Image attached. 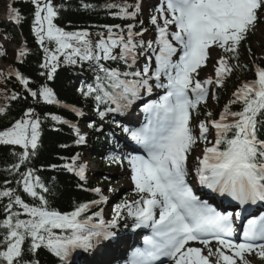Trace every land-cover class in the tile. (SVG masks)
<instances>
[{"label":"trees","instance_id":"16d2710c","mask_svg":"<svg viewBox=\"0 0 264 264\" xmlns=\"http://www.w3.org/2000/svg\"><path fill=\"white\" fill-rule=\"evenodd\" d=\"M39 2L11 3L16 31L5 30L6 26L0 22L1 32L19 46L9 60L14 75L0 79V132L21 121L26 111H30L39 135L34 147L0 141V264H5L2 252L7 248V237L14 232L22 235V252L11 264L59 261L52 254L55 242L51 239L57 236L49 235L46 224L59 213L96 201L92 187L82 184L67 170L80 149L76 136L67 127L75 118L69 107L89 110L95 105L106 106L108 100H116L118 96L114 75L127 79L133 71V52L124 41L117 56L86 62L75 53L61 54L52 37L39 39L33 29ZM47 4L53 13L54 31L76 40L83 33L125 34L129 23L137 30L141 27L135 0H48ZM74 43L82 53H89L85 43ZM241 50H245V57ZM246 76L253 80L264 77L263 45L254 52L244 41L237 43L216 76V103L235 117L239 115L237 106L241 100L226 104L219 99ZM224 87L227 90H222ZM252 125L257 139L264 140V124H258L255 116ZM23 206L35 217L32 223L21 220ZM61 253L58 250L57 254Z\"/></svg>","mask_w":264,"mask_h":264},{"label":"rangeland","instance_id":"374dc122","mask_svg":"<svg viewBox=\"0 0 264 264\" xmlns=\"http://www.w3.org/2000/svg\"><path fill=\"white\" fill-rule=\"evenodd\" d=\"M236 0H227V2H225V4H220L221 6V11L225 12V13H230L231 8H230V3H234ZM0 5H1V14H0V18L2 19L5 15H4V10L7 8L8 6V1L7 0H0ZM163 5H164V0H149V4H148V8H150L152 11L155 10L156 11V18L158 21L160 20H166L169 24H168V29L169 31H172V22L168 19L169 16H171V10L169 11H165L163 10ZM144 16H146V13H143ZM227 17V14H225L224 19ZM235 22L234 20L229 21L226 24H222L221 22L215 24L214 21H212V24H210L207 27V30L209 32V35L214 39L215 43L213 44V46L209 49V58L215 62H217L218 60H220L221 57V45L219 44L218 38L221 34L225 33V32H231L235 29ZM206 28V27H205ZM248 30L254 34L255 37V41H251L249 46L250 48L255 52V51H259V46L263 45L264 46V27H259L257 26L254 22L251 23L249 22L247 25ZM87 36L89 37L87 34H84V37ZM150 36V35H148ZM87 37H85V39H87ZM92 37V36H91ZM95 39V38H94ZM184 38L181 36L179 38V42H181ZM67 35L64 34L63 39H61V42L63 44H69V41H67ZM93 38L91 40L88 41V43L90 42H95L97 43V46H91L90 50L92 51V53L95 52V54H102V55H108V54H112L116 51L117 48V42H114L108 35H100L96 38L95 41H92ZM0 46L4 48V54L6 56L7 59H12L14 56V53L16 51V46L5 40L4 38L0 37ZM245 50H241L240 53L245 57L247 54ZM146 60V63H143V60ZM144 59L142 58L141 60H138L139 62H137V65L141 68L140 71H142L143 73L146 74L147 78L145 79V82L148 81H154L152 80L150 77H152L153 74V67L151 64V56L150 54H147ZM176 61L175 59V53L174 52H170L169 54V62L171 64H174ZM4 65V66H3ZM215 65V64H214ZM214 65H210V67L208 69H205L203 71H200V76L206 80H209L212 77L213 71L215 70ZM194 71L197 70V68H193ZM10 71V68L8 67V64H3V62L0 61V77L6 75L8 72ZM155 76V80L157 82H159V85H156L157 83L154 82L152 89L155 90V92H157V96H151L148 101H157L161 106H163V113L166 111V108L171 109V107L174 105V100H170L171 96H169V98L166 100V102L163 100V97H161L162 94L165 93L164 87L162 86L163 83L165 82V78L158 75L157 73L154 74ZM243 81H247L246 78L243 79ZM137 83V82H136ZM134 82V84H136ZM151 109V113H155L156 109H157V105L155 104V106ZM159 110V109H158ZM27 118L28 116H26L24 118V120L17 125L16 127L19 129V131H24L26 130L28 133L29 130V124L30 122H27ZM165 119H167V117H164ZM80 130H81V126H79ZM196 128V127H195ZM85 128L83 127V129L81 131H84ZM196 130H198V128H196ZM27 138V134L25 136L21 135V136H16V135H12L11 137V142L13 143H23L25 144L26 142H29L31 144V141L26 140ZM188 139V135L186 132L183 131L182 126H179L178 124V128H177V137L175 140V143L173 145V150L179 151V153H181L182 155H186V150H187V141ZM34 142V141H33ZM86 155V154H85ZM88 155V154H87ZM193 157L196 163L201 164V151H195L193 153ZM84 156H81L80 158H78L77 160V164H83V159ZM85 165L87 164L86 160L84 161ZM97 169H99V163L96 162L92 159L90 165H88V167L86 166L84 169H82L81 174L84 175L87 171L88 172H95L97 171ZM128 167L124 166L122 168L119 167L118 171L116 170V168H113L112 170H110V172L108 173L109 175H101L102 178H106V179H110L113 182L116 181L117 183L112 184L110 187L107 188V191L105 192L106 194V198L110 199L109 201L105 202V207L102 211V213H98L99 215L94 217V220L97 221L98 219H107V214H110L111 216H116V217H120L123 216V211L120 210V201L122 199L123 195H126L125 197V201L127 202H132L134 198H138L142 193L144 194H153L152 191H149L146 189V187L139 182L140 180L135 176V179H133L132 177H130L129 175H127L128 173ZM115 173H118L117 176H113ZM119 180V182L117 181ZM97 188L99 190H101V186H97ZM129 190H133L136 192L135 195H132L129 193ZM119 202V203H117ZM111 204H114V207H112ZM248 262V264H264V258L261 255H257V256H249V258L247 260H245ZM239 262V261H238ZM238 262L236 260L232 261V264H238Z\"/></svg>","mask_w":264,"mask_h":264},{"label":"bare ground","instance_id":"6f19581e","mask_svg":"<svg viewBox=\"0 0 264 264\" xmlns=\"http://www.w3.org/2000/svg\"><path fill=\"white\" fill-rule=\"evenodd\" d=\"M4 66V65H3ZM264 87V86H263ZM72 112V114H74V116H75V118H74V123L76 124V123H78L79 122V116H78V112L77 111H75V110H72L71 111ZM89 115L88 114H85L84 115V118H86V117H88ZM206 199V198H205ZM65 213V212H64ZM26 227H28V225L26 224ZM203 255H200V256H196L195 258H194V260H195V263L196 264H202V263H204L203 262ZM211 258V257H210ZM209 257H207V260H206V262L207 261H209V259H210Z\"/></svg>","mask_w":264,"mask_h":264}]
</instances>
